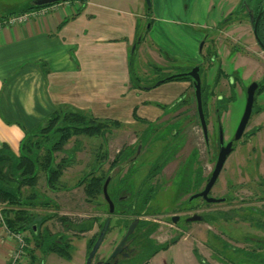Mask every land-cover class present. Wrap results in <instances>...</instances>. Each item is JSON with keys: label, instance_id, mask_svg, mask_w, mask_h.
Masks as SVG:
<instances>
[{"label": "rangeland", "instance_id": "obj_1", "mask_svg": "<svg viewBox=\"0 0 264 264\" xmlns=\"http://www.w3.org/2000/svg\"><path fill=\"white\" fill-rule=\"evenodd\" d=\"M171 1L174 7H178L180 0ZM203 1L205 0H181L180 9H185L189 5L188 8L191 11L186 21L189 26L184 28V30H175L172 36L168 30L163 33L156 27L151 31V37L155 40L160 52V58L164 61L166 60V55H169V57L175 55V58L172 57L174 59L171 62L172 64L165 65L158 61L157 58H153L149 53H145V51L140 54L139 48L134 50L135 46H133L130 50V54L132 53V69L136 76L141 79V85L144 87L140 98L146 100L150 104L149 110H152V113H141V116L148 115L147 117H150L151 121H153L160 115V107H158L160 102H167L172 98H175L176 101L184 96L181 93L182 91H180L181 88L175 85L177 83L175 81L165 82L148 90L149 87L162 81L167 76L166 74L169 73L168 70L172 69L182 74L187 73L194 65H200L202 68L201 83L205 86L207 93L211 92V94H208L206 104L208 121L214 123L219 119L224 130V140H227L231 137L232 130H234L243 114L245 88L252 82L264 83V53L257 46L247 16L238 9L241 0H206L207 3L210 1V10L207 14L202 15ZM31 2L32 0H0V15L10 9H17ZM168 13L163 19H167L172 14V12ZM151 16H153L152 7ZM173 19L175 18L173 17ZM180 19L183 20V18ZM148 22L150 24L147 23L145 27L141 25L143 33L153 23L151 19ZM181 44L183 49H181ZM213 51L215 59L209 62V60L205 59V54ZM188 52H195L194 59ZM169 66H171V69ZM153 67L161 68L164 72L156 75L153 72ZM218 70L225 76L217 75ZM233 77H237L238 82L231 85L233 81L230 82V78L233 79ZM215 79L217 83L212 87ZM168 90H170L169 93L165 94ZM232 94L234 101L227 102L225 109H221L218 100L220 98H229ZM187 98L189 101L185 105L186 107L189 106L186 110L188 113L180 111L177 114H173L169 119H164L176 120L183 115L191 119L190 117L194 115L193 119L196 121L192 89L190 88H188L186 93L185 99ZM180 103L182 102H177V105ZM254 104L260 108V112L252 114L247 123L245 132H247L249 139L246 141V137H243L234 144L235 149L229 156L228 162L219 176L213 195L220 196L226 185L237 184V176H243L244 174L242 170H248L250 174L256 168V183L261 184L264 180V93L256 97ZM135 115H138L137 110ZM119 123L118 127H112L105 136L107 157L103 161L100 172L105 174L108 172V175L109 173L112 175L116 171H118L117 176L122 174L123 171L120 170L122 163H117L118 166L113 171L109 168V164L120 150L128 146H137L140 132L144 127L142 122L134 121L133 118L129 122ZM198 130V128H195V137L199 135ZM216 136L217 134L214 130L213 135L209 138L211 155L217 153L215 147ZM103 142L104 140L100 137L70 139L64 147L65 151H69L72 148L78 149L73 155L74 159L71 166L64 170L61 177L62 184L68 190L57 193L48 191L45 187L44 175L40 173L36 190L56 202L59 208L55 209L53 206L41 208L38 206L33 211L36 215L44 216L57 211L58 215L67 216L73 220L98 218L100 221L109 216L108 206L103 196H99L94 202L88 203L83 188L76 186L83 174L91 170L95 155ZM197 143L198 141L195 140L196 148ZM156 149L158 150L157 146ZM65 156V152L57 154V162ZM174 165L175 163H170L167 169L170 171L174 168ZM111 191L112 189H109L107 185V193ZM24 192V194H27L29 191L26 190ZM253 192V199L261 200L264 195V187H256ZM257 206L259 208L264 207V204ZM238 210L240 209L229 205H212L210 217L213 220L210 219L205 225L195 223L191 230V236L185 237L187 236L186 234H180L183 237L178 238L176 243L170 244L167 250L158 252L151 259L144 260L140 264H200L194 257L195 252L203 259L204 264H238L239 261L237 262L235 254L236 238L240 231L237 227V217L235 215ZM246 211L253 213L255 209L246 208ZM117 219L112 217L111 228L97 251L92 264H98L99 261L109 258L121 239L125 228L122 224L119 225L117 223ZM156 225L162 228L156 231L153 238L154 242L157 245L169 244L172 240V229L158 223ZM46 226L52 233L63 232L62 225L56 219L48 221ZM97 231L98 227L95 225L90 232L84 234H74L72 231L67 233L68 241L73 248L70 260L62 259L54 254L44 257L39 250L34 249L33 259H30L27 252H24L18 264H40L41 260H43L42 264H85L88 253L86 243ZM23 236L24 238L28 237V234L25 233ZM10 244L13 249L16 247V241L12 238ZM31 247L33 246L31 245Z\"/></svg>", "mask_w": 264, "mask_h": 264}, {"label": "crops", "instance_id": "obj_2", "mask_svg": "<svg viewBox=\"0 0 264 264\" xmlns=\"http://www.w3.org/2000/svg\"><path fill=\"white\" fill-rule=\"evenodd\" d=\"M151 3L153 16L148 17L145 0H68L23 24L0 29V148L6 144L18 154L24 133L63 106L122 123L132 120L137 110V117L151 121L148 115L141 116L152 113L150 104L140 98L143 90L132 87L130 50L135 46L140 54L145 51L172 64L175 55H166L163 61L151 31L156 27L172 36L189 26L191 14L189 5L180 9L181 0L178 7L171 0ZM203 6L202 15L209 12L210 1H203ZM168 12L172 14L163 19ZM150 19L153 23L143 33L141 25ZM188 53L194 59L195 52ZM175 85L188 91L187 82ZM174 101L159 104L168 107ZM10 241L0 224V264H6L12 253Z\"/></svg>", "mask_w": 264, "mask_h": 264}, {"label": "flooded vegetation", "instance_id": "obj_3", "mask_svg": "<svg viewBox=\"0 0 264 264\" xmlns=\"http://www.w3.org/2000/svg\"><path fill=\"white\" fill-rule=\"evenodd\" d=\"M242 3L244 7L248 6L245 2ZM241 12H244L245 15L249 16L246 10ZM253 13V24L256 23L257 26L260 18H264V10L259 12L253 11ZM247 18L249 20V17ZM251 27L253 32V26L251 25ZM255 41L258 48L264 53V43L258 42L256 38ZM208 53L206 52L205 59L211 62L215 59V53L214 51L211 52L213 57L209 56ZM196 67L199 69L198 76L202 87V68L200 65H194L187 71V73L182 74H188ZM169 68L171 69V66H169ZM159 69L160 71L159 73H156V75L164 72L161 68ZM219 71L220 70H218V72ZM168 72L169 73L166 74L167 76L162 80L163 83L173 82L171 80L164 82V80L170 76L180 74L172 69L168 70ZM217 75L219 74L217 73ZM221 75L224 74H221L220 72V76ZM188 78L190 79L188 82H175H187L189 85L188 88L192 89L193 106H195V117L197 120L194 121V115L190 117L191 119L186 115H183L180 119L168 120L173 114H177L180 111L188 113L186 110L189 106L186 107L185 105L186 102L189 101L188 98L185 99L187 92H181L184 97L181 99L178 98V100L174 101L176 104L174 103L168 107L158 104V107H160V115L156 117V120H144L142 122L144 127L140 132L139 143L137 146L126 147L128 155H126L125 161L122 162V166L120 167V170L123 171L122 174L117 176L116 174L118 171H116L113 172L112 175L109 173L106 178V180H108L109 189H112V191L109 192L111 198L109 194L108 196L114 205V212L110 215V224L112 217L118 218L117 221L120 220L119 216L121 215L119 214L122 213H115L118 211L115 208V205L118 204V202L134 203V205L141 208L142 211L139 217L133 218L128 226L124 227L125 231L117 245L122 241L130 225L134 221H137L132 233L125 241V249H123L116 258L111 259L110 255L109 258L99 261L98 264H120L124 260L128 262L131 261L135 255V241L140 240L141 242L147 243L148 241L153 240L156 231L162 228L157 226V223L172 229L171 236L172 240H175V242H177L178 238L183 237L180 236V234H186L187 236L185 237L191 236V230L195 223H202L205 225L210 219L213 220L210 217L211 206L217 204L234 206L237 209H240L235 212L237 217V227L240 230L235 244V254L237 262L239 261L238 264H264V207L259 208L257 206L259 204H264V195L261 197V200L253 199L254 188L264 187V180L261 184L256 183V168L252 170L253 172H250V174L248 170H242L244 174L243 176H237V184L231 183L228 186L226 185L220 196L213 195L219 176L225 164L228 162L229 156L235 149L234 144L237 141H234V135L239 122L236 124L234 130H232L231 137L224 140V130L219 119L214 123L208 121L207 105L204 109L201 90L202 112L206 126V130H204L198 116L193 81L190 77ZM230 79V82L233 81L231 85L238 82L236 77ZM160 82L153 84L148 90L162 84ZM256 83L258 84V87L255 92V99L260 85H264V83L261 82ZM247 87L244 92L245 100ZM177 102L182 103L177 105ZM164 118L168 119L165 120ZM195 128L199 129L198 137H195ZM214 130L217 134L215 145L217 153L211 155L209 138L213 135ZM220 133L222 135V143H220ZM247 135V132L244 131L241 138L246 137L245 140L248 141L249 138ZM195 140L198 141L197 148L195 146L196 144H194ZM229 142H232L231 153L226 157L218 177L208 189L205 197L200 196L210 183L211 175L215 168L220 149L225 147ZM156 146L158 147V150L156 149ZM112 162L110 164H112ZM170 163H175V165L174 168L169 171L167 166ZM117 166L118 165L116 164L113 167L109 166V168L113 171ZM248 183L249 185H247ZM196 195L198 196L196 197ZM208 199L219 200V202H209ZM246 208H253L255 211L249 213L246 211ZM110 228L109 225V229ZM248 230L250 231L248 232ZM194 257L198 260L195 255ZM200 262L203 263L202 258Z\"/></svg>", "mask_w": 264, "mask_h": 264}, {"label": "trees", "instance_id": "obj_4", "mask_svg": "<svg viewBox=\"0 0 264 264\" xmlns=\"http://www.w3.org/2000/svg\"><path fill=\"white\" fill-rule=\"evenodd\" d=\"M79 1L85 3L87 0ZM242 2H245L255 12L264 10V0H241L238 9L245 11ZM38 8L41 7L32 4L17 11H9L7 16L30 12ZM146 12L147 16L151 17V6L146 7ZM147 23L150 24L149 22ZM256 33L257 41L264 43V18H260L256 26ZM139 37L141 40L143 39V36L137 32V38ZM208 55L212 56L211 52ZM159 71V68L153 67L154 73H159ZM129 72L132 87L143 90L144 87L141 85V79L136 76L132 69V54L129 59ZM218 74H220V71ZM171 81L188 82L190 79L186 76H181ZM216 83L217 80L215 79L212 87ZM201 90L202 104L205 109L208 94H211V92L207 93L204 85H202ZM262 93H264V85H260L256 96ZM218 101L219 107L225 109L227 102L234 101V96L232 94L229 98H220ZM135 112L134 110L133 119L143 122L144 119L137 117ZM259 112L260 108L254 104L252 114ZM119 125L120 123L117 120L99 119L89 113L63 106L56 109L43 124L24 133L19 144L18 154H14L6 144L0 148V204L3 206L0 224L10 234H20L22 236L25 233L28 234V237L24 238L27 245L24 252H27L30 259H33L34 249H37L44 257L54 254L62 259L70 260L73 248L68 241L67 233L72 231L74 234H84L90 232L97 225L98 231L86 243L87 252L89 253L92 249L105 220L109 216L100 221L98 218L73 220L67 216L58 215L56 213L57 211L44 216L36 215L33 211L38 206L41 208H47L49 206H53L55 209L59 208L56 202L42 195L36 190V187L39 175L42 173L44 175L45 187L48 191L57 193L68 190L62 184L61 177L64 170L71 166L74 159L73 155L78 148L65 151L64 147L72 138L86 137L92 139L100 137L104 142L98 148V153H96L94 158V164L91 165V170L88 173H84L78 180L76 186L83 188L88 203H92L99 196H103V183L108 176V172L106 174L100 172L103 161L107 157L105 136L110 132L112 127H118ZM63 152L66 153V156L60 158L57 162L56 155ZM101 152L102 154L100 155ZM126 155H128L126 148L120 150L109 166L113 167L117 163L124 162ZM26 190L29 192L24 194ZM108 194L111 198L110 193ZM115 208L118 210L115 213H122L119 214L121 216H119L120 220L117 223L124 225L123 227H127L133 218L139 217L142 211L134 203L118 202ZM54 219L62 225L63 232L52 233L46 226L48 221ZM174 243H176L175 240H171L169 244L157 245L153 240L147 243L137 240L134 244L135 255L132 260L129 262L124 260L120 264H140L144 260L151 259L158 252L167 250L168 246ZM195 256L200 262L201 257L196 252ZM42 261H40V264H42ZM200 263L203 264L202 262Z\"/></svg>", "mask_w": 264, "mask_h": 264}, {"label": "water", "instance_id": "obj_5", "mask_svg": "<svg viewBox=\"0 0 264 264\" xmlns=\"http://www.w3.org/2000/svg\"><path fill=\"white\" fill-rule=\"evenodd\" d=\"M64 1H68V0H35L34 1V5L37 7H47V6H52L58 2H64ZM146 5L150 6V0H145ZM245 10L247 11V13L249 14V22L250 24L253 26V35L254 37L257 39V33H256V23L253 24V17H254V13L252 10L249 9L248 6L245 7ZM261 44V43H260ZM198 68H194L190 73L188 74H178L175 76H170L168 78H166L164 80L165 81H170L173 78L176 77H180L182 75H186L188 77H190L193 81V86H194V90H195V99H196V104H197V111H198V116H199V120L202 123V127L204 128V130H206V126H205V120H204V115L202 112V104H201V84H200V78L198 76ZM160 83H163L160 82ZM258 84L256 82L251 83L247 89H246V100H245V106H244V110H243V114L241 116V119L239 121V124L237 126L235 135H234V141H238L247 126V123L251 117V113H252V108H253V104H254V100H255V92L257 90ZM220 143H222V135L220 133ZM232 151V142H229L225 147H222L219 151L218 154V158H217V162L215 165V168L213 170V173L211 175V180L210 183L208 184L206 190L200 194V196H204L207 194L208 189L213 185V183L215 182L216 178L218 177L221 168L224 164V161L226 159V157L231 153ZM107 185H108V180L105 181L103 188H102V193H103V197L104 200L106 201V203L108 204V213H109V217L105 220L102 229L99 232L98 238L96 240V242L94 243L92 249L90 250V252L88 253L86 260H85V264H92V261L97 253V251L99 250L105 235L108 232L109 229V225H110V215L113 214L114 212V205L113 202L110 200L108 193H107ZM198 195H196L197 197ZM209 202H219V200H214V199H208ZM197 219V218H196ZM137 221H134L130 227L128 228L125 236L123 237L122 241L119 243V245L116 246V248L114 249L113 253L111 254V259H114L117 257L118 254H120L123 249H125L126 245H125V241L127 240V238L129 237V235L132 233L135 225H136ZM108 264V263H106ZM116 264V263H115Z\"/></svg>", "mask_w": 264, "mask_h": 264}, {"label": "built area", "instance_id": "obj_6", "mask_svg": "<svg viewBox=\"0 0 264 264\" xmlns=\"http://www.w3.org/2000/svg\"><path fill=\"white\" fill-rule=\"evenodd\" d=\"M47 7H41L35 10H32L30 12L21 13V14H14L7 16L5 18L0 19V29L4 27H12L17 26L20 24L25 23L26 21L30 20L31 18L36 17L37 15H42L45 13ZM3 209V206L0 204V222H1V210ZM5 229V227H4ZM7 231V230H6ZM7 233H9L7 231ZM10 237L16 241V247H14L7 264H18V261L24 254V249L27 247L26 242L24 240V237L20 234H10Z\"/></svg>", "mask_w": 264, "mask_h": 264}]
</instances>
